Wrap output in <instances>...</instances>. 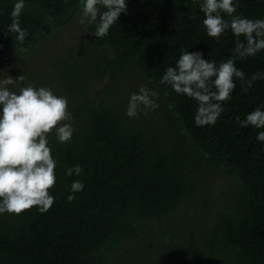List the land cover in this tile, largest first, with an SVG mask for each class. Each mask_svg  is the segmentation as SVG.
Masks as SVG:
<instances>
[{"label": "trees", "instance_id": "1", "mask_svg": "<svg viewBox=\"0 0 264 264\" xmlns=\"http://www.w3.org/2000/svg\"><path fill=\"white\" fill-rule=\"evenodd\" d=\"M14 2L0 0V54L52 38L81 8L80 0H25L21 41L8 31ZM127 7L108 35L95 37L93 23L89 44L53 62L68 82L56 95L71 96L75 131L65 144L49 134L50 209L0 214V264H264V143L256 139L264 129L237 121L264 105V79L247 91L236 80L216 123L197 126V102L161 77L185 49L217 64L232 57L231 30L209 37L198 0H128ZM236 8L264 18V0H238ZM236 67L246 78L264 72V50ZM145 85L159 107L130 119V94ZM76 164L82 174L68 177ZM75 179L84 188L69 202Z\"/></svg>", "mask_w": 264, "mask_h": 264}, {"label": "clouds", "instance_id": "2", "mask_svg": "<svg viewBox=\"0 0 264 264\" xmlns=\"http://www.w3.org/2000/svg\"><path fill=\"white\" fill-rule=\"evenodd\" d=\"M238 0H198L204 14L202 21L206 34L219 40L226 30L235 37L234 55L219 64L204 58L199 51L183 50L175 67L168 66L161 83L171 86L173 91L197 102L194 121L197 126L214 125L226 102L236 88V80L242 90L251 88L254 81L264 79V72L245 73L236 67L237 59H245L264 50V18L250 19L236 14ZM80 23L95 24V37L108 35L122 13L127 14L128 0H80ZM25 0H15L8 31L16 33V39L24 40L26 30L19 22ZM227 14L230 19H225ZM195 18V17H193ZM243 37V39H241ZM9 76L0 79V214L19 215L34 206L41 213L47 212L55 197L50 189L56 183V160L49 146V134H54L60 144L70 142L75 128L74 118L65 96L56 95L51 88L28 85L12 91L8 86L22 81ZM158 93L141 86L130 94L126 115L136 118L142 109L159 107ZM238 123L247 128L264 129V105L256 107ZM256 139L264 143V131H258ZM82 166L76 164L66 169V175L80 176ZM80 179L71 182L67 200L75 199L82 191Z\"/></svg>", "mask_w": 264, "mask_h": 264}, {"label": "rangeland", "instance_id": "3", "mask_svg": "<svg viewBox=\"0 0 264 264\" xmlns=\"http://www.w3.org/2000/svg\"><path fill=\"white\" fill-rule=\"evenodd\" d=\"M80 10L76 11L71 17L59 27L52 38H43L35 47L22 51H8L0 54V79L7 76L17 79L23 75L22 81H17L14 85L8 87L12 91H19L20 87L33 85L35 87H44L48 81L56 93L58 86L61 84L63 91L68 87V82L63 78L60 79L59 72L54 71L53 62L60 53L68 54L70 51L80 52L83 43L85 46L92 41L91 24L80 23ZM60 96L67 99L71 96L62 92ZM75 97V96H74ZM222 180V179H221ZM220 183L215 186V193H220ZM223 187V185H222Z\"/></svg>", "mask_w": 264, "mask_h": 264}]
</instances>
